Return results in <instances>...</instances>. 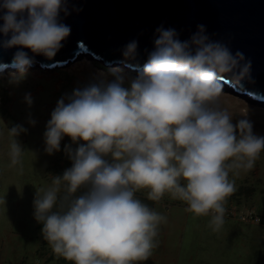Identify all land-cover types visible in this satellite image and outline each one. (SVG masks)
I'll use <instances>...</instances> for the list:
<instances>
[{
	"label": "clouds",
	"instance_id": "9594fccd",
	"mask_svg": "<svg viewBox=\"0 0 264 264\" xmlns=\"http://www.w3.org/2000/svg\"><path fill=\"white\" fill-rule=\"evenodd\" d=\"M67 0H0V33L5 49L17 48L11 82L19 84L34 58L31 49L55 57L70 34L61 22ZM154 48L134 77L113 69L67 97L51 112L44 132L45 151L65 145L72 161L33 201L34 218L53 252L72 264H141L158 245L167 218L137 197L159 201L167 193L186 211L210 217L213 231L224 224L225 202L236 190L233 176L254 168L264 151V136L247 118L233 123L220 107L222 81L250 79L251 61L212 41L205 26L189 40L174 28H157ZM138 42L123 49V62L137 58ZM26 102L33 103L30 94ZM33 125L35 121H30ZM27 129L14 125L10 166L23 171L24 149L16 137ZM61 188L63 194L61 195Z\"/></svg>",
	"mask_w": 264,
	"mask_h": 264
},
{
	"label": "rangeland",
	"instance_id": "374dc122",
	"mask_svg": "<svg viewBox=\"0 0 264 264\" xmlns=\"http://www.w3.org/2000/svg\"><path fill=\"white\" fill-rule=\"evenodd\" d=\"M87 57L90 58L85 55L81 61L63 68L30 66L19 84L11 82V73L16 70L0 73L1 264H72L57 256L44 240L42 225L33 215V201L37 191L42 195L52 185L53 177L62 175L72 164L64 150L65 145L76 147L71 137L63 138L60 151L52 155L45 151L44 132L57 101L100 76L114 78L113 65H105L103 61L94 60L89 66L78 64ZM120 68L126 78L137 74L124 65ZM222 86L224 94L219 105L230 113L233 123L247 118L254 133L264 136V104ZM28 94L33 100L31 105L25 100ZM14 125L27 129L16 137L25 150L22 172L18 171L19 165L10 166L9 146L14 137L9 128ZM230 179L235 180L236 190L224 206L234 211L235 216L224 217L218 231L209 227L210 217L187 212V205L169 194L152 201L147 198V190L138 191V198L167 218L159 227L157 247L141 264H264V151L253 169L239 176L230 173ZM243 214H254L262 218V223L242 222L239 217Z\"/></svg>",
	"mask_w": 264,
	"mask_h": 264
},
{
	"label": "water",
	"instance_id": "95a60500",
	"mask_svg": "<svg viewBox=\"0 0 264 264\" xmlns=\"http://www.w3.org/2000/svg\"><path fill=\"white\" fill-rule=\"evenodd\" d=\"M60 20L70 26L69 36L52 59L24 49L34 58L31 66L63 68L88 55L105 65L138 70L154 48L158 27L174 28L184 41L204 25L212 41L251 61L250 79L222 83L264 102V0H67V14L62 11ZM4 39L0 33V64L10 65L17 48L5 49ZM132 40L138 42L137 58L124 63L123 49ZM7 70L15 69L0 73Z\"/></svg>",
	"mask_w": 264,
	"mask_h": 264
},
{
	"label": "built area",
	"instance_id": "2783aa9c",
	"mask_svg": "<svg viewBox=\"0 0 264 264\" xmlns=\"http://www.w3.org/2000/svg\"><path fill=\"white\" fill-rule=\"evenodd\" d=\"M232 216H235L234 211L225 207L224 217L229 218ZM239 220L246 223H262V218L255 216L254 214H243L242 216L239 217Z\"/></svg>",
	"mask_w": 264,
	"mask_h": 264
},
{
	"label": "bare ground",
	"instance_id": "6f19581e",
	"mask_svg": "<svg viewBox=\"0 0 264 264\" xmlns=\"http://www.w3.org/2000/svg\"><path fill=\"white\" fill-rule=\"evenodd\" d=\"M85 57V56H84ZM90 58H86L82 63H78V64H85V66H89V65H93V62L92 61H94V58H92L91 56H89ZM83 58V57H82ZM79 59H81V58H78V60ZM77 60V61H78ZM77 61H76V63H77ZM79 61H81V60H79ZM75 63V62H74ZM122 65H113L112 66V70L113 69H120V70H122L123 68H120ZM97 69L98 70H101V68H99V67H97ZM130 70H125V72L126 73H128ZM132 71V70H131ZM137 71V70H136ZM222 85H224L225 87H229V86H227L226 84H222ZM231 88V87H230ZM238 94V93H237ZM238 95H240V94H238ZM246 96V95H245ZM249 97V96H248ZM252 99V98H251ZM252 101H254L253 99H252ZM255 103L257 102V104H264V102H261V101H254Z\"/></svg>",
	"mask_w": 264,
	"mask_h": 264
}]
</instances>
